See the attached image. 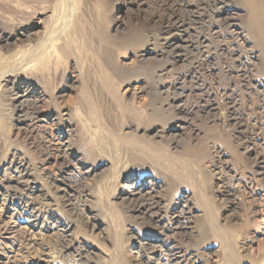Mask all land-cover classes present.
Instances as JSON below:
<instances>
[{
    "label": "rangeland",
    "instance_id": "rangeland-1",
    "mask_svg": "<svg viewBox=\"0 0 264 264\" xmlns=\"http://www.w3.org/2000/svg\"><path fill=\"white\" fill-rule=\"evenodd\" d=\"M0 264H264V0H0Z\"/></svg>",
    "mask_w": 264,
    "mask_h": 264
},
{
    "label": "bare ground",
    "instance_id": "bare-ground-1",
    "mask_svg": "<svg viewBox=\"0 0 264 264\" xmlns=\"http://www.w3.org/2000/svg\"><path fill=\"white\" fill-rule=\"evenodd\" d=\"M186 2H187V1H186ZM48 40H49V39H48ZM52 41H54V39L51 38V39L49 40V42H52ZM46 42H47V41H46ZM41 49H42V47H41ZM40 51H41V50H40ZM39 53H40V52H39ZM43 55H44V54H43ZM47 58H48V57H47ZM22 97H23V96H22ZM65 143H66V142H65ZM65 143H64V144H65Z\"/></svg>",
    "mask_w": 264,
    "mask_h": 264
}]
</instances>
